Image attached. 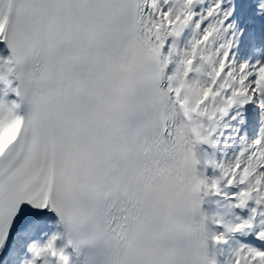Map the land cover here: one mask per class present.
I'll use <instances>...</instances> for the list:
<instances>
[{
  "label": "snow or ice",
  "instance_id": "1",
  "mask_svg": "<svg viewBox=\"0 0 264 264\" xmlns=\"http://www.w3.org/2000/svg\"><path fill=\"white\" fill-rule=\"evenodd\" d=\"M0 264H264V0H0Z\"/></svg>",
  "mask_w": 264,
  "mask_h": 264
},
{
  "label": "bare ground",
  "instance_id": "2",
  "mask_svg": "<svg viewBox=\"0 0 264 264\" xmlns=\"http://www.w3.org/2000/svg\"><path fill=\"white\" fill-rule=\"evenodd\" d=\"M227 246H225V248H226ZM213 251H215V252H219V249H214ZM227 255V251H226V249L224 250V256H219V259H221V260H223L224 259V257Z\"/></svg>",
  "mask_w": 264,
  "mask_h": 264
},
{
  "label": "rangeland",
  "instance_id": "3",
  "mask_svg": "<svg viewBox=\"0 0 264 264\" xmlns=\"http://www.w3.org/2000/svg\"><path fill=\"white\" fill-rule=\"evenodd\" d=\"M228 247V246H227ZM227 247L225 248L226 249V251H227Z\"/></svg>",
  "mask_w": 264,
  "mask_h": 264
}]
</instances>
